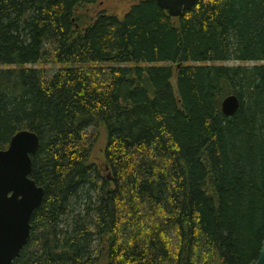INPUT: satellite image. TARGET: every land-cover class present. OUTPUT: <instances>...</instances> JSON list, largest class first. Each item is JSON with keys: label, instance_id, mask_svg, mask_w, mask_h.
<instances>
[{"label": "trees", "instance_id": "obj_1", "mask_svg": "<svg viewBox=\"0 0 264 264\" xmlns=\"http://www.w3.org/2000/svg\"><path fill=\"white\" fill-rule=\"evenodd\" d=\"M98 2L0 0V151L35 132L45 189L14 264H251L264 0H197L180 17L138 0L122 18L93 13ZM101 136L112 179L93 161Z\"/></svg>", "mask_w": 264, "mask_h": 264}, {"label": "water", "instance_id": "obj_2", "mask_svg": "<svg viewBox=\"0 0 264 264\" xmlns=\"http://www.w3.org/2000/svg\"><path fill=\"white\" fill-rule=\"evenodd\" d=\"M155 1L171 17H180L197 2ZM239 107L240 99L234 94L222 102V112L226 116L235 114ZM39 147V136L33 131L22 130L13 136L7 149L0 151V264H14L20 257L31 237L32 216L45 196L44 187L31 178L32 156ZM251 264H264V242L258 259Z\"/></svg>", "mask_w": 264, "mask_h": 264}, {"label": "rangeland", "instance_id": "obj_3", "mask_svg": "<svg viewBox=\"0 0 264 264\" xmlns=\"http://www.w3.org/2000/svg\"><path fill=\"white\" fill-rule=\"evenodd\" d=\"M138 0H99L96 5L90 7V10L93 13H98L99 11L105 10L110 14L117 15L118 17L122 18L128 13L131 6L137 2ZM231 65H237V62H230ZM252 66L253 64H249ZM46 69L49 75H53L57 71V66L53 65L52 63H48L46 65ZM175 82V80H173ZM106 146L105 137L101 136L100 140L94 149L93 152V161H95L102 169L105 170V175L111 177V173L108 172V168L105 167V158H104V150Z\"/></svg>", "mask_w": 264, "mask_h": 264}]
</instances>
